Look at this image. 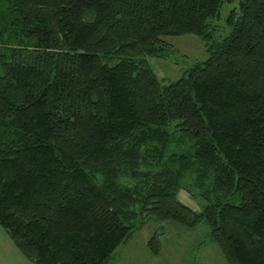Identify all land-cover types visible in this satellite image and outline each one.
Wrapping results in <instances>:
<instances>
[{"label": "trees", "instance_id": "obj_1", "mask_svg": "<svg viewBox=\"0 0 264 264\" xmlns=\"http://www.w3.org/2000/svg\"><path fill=\"white\" fill-rule=\"evenodd\" d=\"M186 33L208 57L163 83L147 59ZM149 219L264 264V0H0V226L37 264H112Z\"/></svg>", "mask_w": 264, "mask_h": 264}, {"label": "rangeland", "instance_id": "obj_2", "mask_svg": "<svg viewBox=\"0 0 264 264\" xmlns=\"http://www.w3.org/2000/svg\"><path fill=\"white\" fill-rule=\"evenodd\" d=\"M230 7V4H224L213 19L218 34H225L230 30L226 22ZM163 38L169 43L170 49L163 56L147 59L149 66L163 83L176 80L185 74L187 68L208 57L209 52L203 39L196 34L168 35ZM177 197L192 209L200 210V201L191 197L188 192L180 190ZM0 231L6 233L11 240L1 226ZM154 232L159 233L160 239L157 253L147 246V240ZM206 233L207 225L203 221L196 227L189 228L181 223L149 219L116 248L112 254V264H228L219 247L206 240Z\"/></svg>", "mask_w": 264, "mask_h": 264}, {"label": "crops", "instance_id": "obj_3", "mask_svg": "<svg viewBox=\"0 0 264 264\" xmlns=\"http://www.w3.org/2000/svg\"><path fill=\"white\" fill-rule=\"evenodd\" d=\"M14 246L11 240L8 239L6 233L0 231V264H37L27 259Z\"/></svg>", "mask_w": 264, "mask_h": 264}, {"label": "water", "instance_id": "obj_4", "mask_svg": "<svg viewBox=\"0 0 264 264\" xmlns=\"http://www.w3.org/2000/svg\"><path fill=\"white\" fill-rule=\"evenodd\" d=\"M240 7H241V4H240Z\"/></svg>", "mask_w": 264, "mask_h": 264}]
</instances>
